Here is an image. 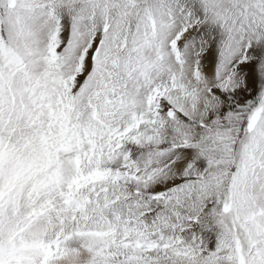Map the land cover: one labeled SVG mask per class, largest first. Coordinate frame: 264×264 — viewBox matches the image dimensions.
<instances>
[{
    "label": "snow or ice",
    "instance_id": "snow-or-ice-1",
    "mask_svg": "<svg viewBox=\"0 0 264 264\" xmlns=\"http://www.w3.org/2000/svg\"><path fill=\"white\" fill-rule=\"evenodd\" d=\"M0 264H264V0H0Z\"/></svg>",
    "mask_w": 264,
    "mask_h": 264
}]
</instances>
